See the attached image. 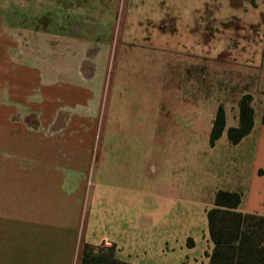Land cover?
Wrapping results in <instances>:
<instances>
[{
  "label": "rangeland",
  "instance_id": "obj_1",
  "mask_svg": "<svg viewBox=\"0 0 264 264\" xmlns=\"http://www.w3.org/2000/svg\"><path fill=\"white\" fill-rule=\"evenodd\" d=\"M231 1L0 0V30H33L38 43L45 35L52 83L62 66L64 88L90 95L68 88L65 110L68 124L93 126L90 142L70 132L66 148L89 183L83 222L100 238L119 241L125 230L121 241L133 264H208L207 211L216 192L233 190L244 199L250 190L260 203L264 178L253 175L254 139L235 145L225 132L211 146L210 133L221 105L227 127L235 124L245 94L256 98L260 114L262 61L234 51L204 60L189 47L204 45L198 26L207 20L212 49L231 38L236 45V24L221 31L218 23L232 11L242 16L239 40L251 43L261 16L246 4L255 8L256 0H234L235 7Z\"/></svg>",
  "mask_w": 264,
  "mask_h": 264
},
{
  "label": "crops",
  "instance_id": "obj_2",
  "mask_svg": "<svg viewBox=\"0 0 264 264\" xmlns=\"http://www.w3.org/2000/svg\"><path fill=\"white\" fill-rule=\"evenodd\" d=\"M256 4L255 8L246 4V8L259 11L261 16V19H254L258 30L248 45L239 40L236 33L242 16L232 11L225 17H216L221 31L236 24L231 32L236 45H231V38L229 44L222 43L212 49L210 26L213 20H207L203 23L204 28L198 26L207 37H204V45L194 43L188 46L203 54L204 60H208L211 52L219 53L220 58L230 51L239 55L250 52L258 63L262 61L264 67V0H256ZM231 5L235 7L237 2L232 0ZM243 17L253 20L248 13ZM41 37L42 45L37 42L33 30H0V264H81L85 244L95 248L114 246L116 257L131 263L125 253V242L121 241L125 230L119 241L100 238L93 226L89 223L85 226V220L83 222L89 183L85 173L78 169L81 163H75V156L68 155L66 148L72 139L68 137L70 132L81 133V136L74 137L82 140V144L90 142L93 126L68 124L65 110L69 107L66 101L68 88L85 96L88 92L86 89L64 88L63 83L68 84V75L62 66H59L60 78L52 83V43L48 44L45 35ZM221 61L223 64L227 62ZM262 93L260 114L254 108L253 130L241 142L254 139L255 145L251 143L256 163L253 175L257 179L264 178V89ZM228 118L227 113V124ZM238 122L239 116L229 127L237 126ZM249 192L239 210L264 214V187L259 191V205L251 201ZM244 203H249L253 209H244ZM87 210L91 222L92 209Z\"/></svg>",
  "mask_w": 264,
  "mask_h": 264
},
{
  "label": "trees",
  "instance_id": "obj_3",
  "mask_svg": "<svg viewBox=\"0 0 264 264\" xmlns=\"http://www.w3.org/2000/svg\"><path fill=\"white\" fill-rule=\"evenodd\" d=\"M252 103L251 94L242 96L239 101V122L234 127H227V112L222 105L218 107L210 133L211 146H215L225 132L228 140L235 145L252 132L255 119ZM242 200V194L237 191L216 192L214 206L207 211L208 231L213 244L208 254V264H264V214L240 211ZM81 264L133 263L119 260L114 246L95 248L85 244Z\"/></svg>",
  "mask_w": 264,
  "mask_h": 264
}]
</instances>
